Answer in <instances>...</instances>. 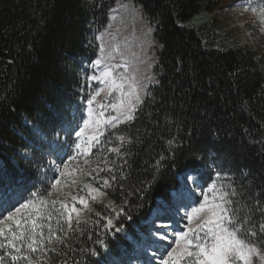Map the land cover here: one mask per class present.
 <instances>
[{
	"label": "trees",
	"instance_id": "obj_1",
	"mask_svg": "<svg viewBox=\"0 0 264 264\" xmlns=\"http://www.w3.org/2000/svg\"><path fill=\"white\" fill-rule=\"evenodd\" d=\"M116 1L0 0V181L8 189L25 196L51 191L49 199L60 201L49 187L56 174L48 161L62 162L57 156L65 154L54 150L56 134L79 120L83 100L96 90L85 68L99 54L93 30H105ZM127 1L156 24L158 83L135 119L108 129L101 151L93 148L88 157L92 168L105 160L112 168L102 173L116 177L102 188L107 195L72 223V231L55 211L59 203L50 206L45 233L50 224L67 235L65 244L55 245L60 254L48 253L49 264H129L154 210L172 197L193 162L199 171L210 166L226 175L228 185L243 193L234 198L241 214L264 223L259 211L244 207L251 198L264 204V47L256 52L227 38L211 18L223 0ZM196 15L210 20L186 26ZM120 135L131 143L121 146ZM118 146L120 155L107 151ZM108 218L123 230H110ZM3 264H11L7 256Z\"/></svg>",
	"mask_w": 264,
	"mask_h": 264
},
{
	"label": "snow or ice",
	"instance_id": "obj_2",
	"mask_svg": "<svg viewBox=\"0 0 264 264\" xmlns=\"http://www.w3.org/2000/svg\"><path fill=\"white\" fill-rule=\"evenodd\" d=\"M252 11L255 12L256 9ZM261 20L264 22V10H261ZM99 50L103 59L106 55L105 46L101 44ZM102 59L96 60L92 67H99ZM88 80L105 84L108 96H111L113 91H119L121 96L125 94L123 82H117L112 78L111 70L103 71L99 76H88ZM129 87L131 91L127 93L129 96L127 103L123 99L107 105L97 103L100 91H94L83 100L84 107L81 109L79 120H70L63 135L56 134L59 142L54 145V150L65 155L57 156L62 161L59 165L55 160L48 161L49 170L56 174L53 175L49 185L52 191L61 185L62 181L58 177L73 175L72 172H68L67 164L63 163L65 158L69 162L77 161L79 164L78 157H83V165H89L91 161L88 157L94 155L92 149L101 151L100 137L106 131L105 126L114 128L121 122L135 119L134 113L138 110V105L143 103V99L135 83L129 84ZM105 108H110L117 114L105 117L103 111ZM116 139L121 142V146L124 143H131V140L123 135L117 136ZM107 151L121 154L119 146ZM104 163L107 165L108 161L105 160ZM3 169V163H0V172ZM105 170L112 172L110 167L99 168L97 165V168H93L87 175L95 180L99 177V172ZM74 171L83 174L84 168L79 167ZM216 175L219 178L220 173ZM100 180H102L101 187L107 188L111 187L110 181H115L116 177L114 175L110 178L101 177ZM200 180H203V176L199 173V166L193 162L177 183L175 196L167 198V204L173 210V215L169 217L170 222L165 224L158 219L159 207L154 210L152 224L155 230L149 233L152 238L149 244L152 257L157 258L159 264H253L254 257L258 258L257 264L264 262V223L253 221L250 214H241L240 201L234 198L242 196L243 193L238 192L231 184L225 189L213 183L208 187L207 192H201L204 202L200 203L199 198H195L194 191V188L201 187ZM72 183H75V180ZM83 187L88 189L87 195H72V203L69 204L63 200H50L51 191L30 190L25 196L23 193L8 189L0 181V225H2L0 226V264H3L5 256L11 264H18L21 260L25 264H49V252L60 254L55 245L66 243L67 232L63 227L53 231L49 224L46 234L44 222L52 219L53 212L50 206L54 207L59 203V208L55 211L64 218L68 225L67 231H72L73 214L79 224L81 211L90 207L87 197L96 201L99 197L107 195L101 187H94L92 184H85ZM251 200L252 202L246 203L244 207L249 212L259 211L264 217V204L255 198ZM193 201L199 206L192 207ZM77 203L82 205V208H77ZM181 208L190 209L185 211L181 220L186 219L188 225L195 223V227H187V231L179 228L180 221L175 219ZM119 215L120 212L117 213V216ZM127 218L131 219L130 216ZM56 223L59 225L60 220L57 219ZM173 224L179 228L178 231ZM106 226L110 230L115 229L116 232L123 230L117 227L111 218L107 219ZM57 232H63L65 235H58ZM257 237L259 239H254ZM97 243L106 250L103 241L98 240ZM38 253L43 259L36 255ZM91 254L99 255L94 249L91 250ZM146 264H155V259L149 260Z\"/></svg>",
	"mask_w": 264,
	"mask_h": 264
},
{
	"label": "rangeland",
	"instance_id": "obj_3",
	"mask_svg": "<svg viewBox=\"0 0 264 264\" xmlns=\"http://www.w3.org/2000/svg\"><path fill=\"white\" fill-rule=\"evenodd\" d=\"M252 9H256V11L253 12ZM261 10H264V0H223L218 8L214 10L211 18L214 17L217 19V23L221 25L222 31H225V35H227L230 41L244 43L247 47L257 52L261 50V47H264V22L261 20ZM245 14L248 15L246 19L243 18ZM110 17L111 23L103 34L95 35V40L99 44V48L101 44L105 46L106 55L102 59L100 53L99 59H102V64L97 68L90 66L89 72L99 76L103 71L111 70L112 78L116 79L117 82H123V91L125 94L121 96L119 91H113L112 95L108 96L105 84L92 81L99 85L98 91H100V95L97 97V103H104L107 105L116 103L121 99L127 103L129 100L127 93L131 91L129 87L131 83L137 85L143 99L148 87L158 83L157 52L160 49V45L155 37L156 24L143 14L139 4L127 0L116 1L111 9ZM209 20L210 18L208 17H199V15H196L193 19L186 22L185 25L198 28L208 23ZM103 111L105 117L117 114L110 108H105ZM73 165V168L70 166L67 168L68 172H72L73 175L58 177L62 182L55 190V195L63 201L70 199L69 204L72 203V195H87L88 191L83 187L87 184L86 178L89 177L87 173L92 171L93 168H97V165L93 168H89L88 165H83V163ZM79 167L84 168L83 174L74 171ZM107 167L108 166L105 164L103 166L99 165V168ZM105 172L107 171L99 172V177L94 180L96 187L102 186V180H100V178L103 177L102 173ZM200 175L208 181L204 183L200 180L199 183L201 187L194 188L195 198H199L200 203L204 202L201 192H207L208 187L213 183H216L218 187L223 186L227 189L223 177L219 176V178H217V176H214L210 168L205 169V176L202 173H200ZM73 180H75V183H72ZM79 188L81 192H79ZM104 188L105 187H103V189ZM87 198L88 202L93 201L91 197ZM194 201L191 206L198 207L199 204ZM76 206L77 208H82V205L79 203H77ZM89 209L90 207L81 211L79 220L85 217ZM159 209L160 215L158 219L165 224L169 223V217L173 215V210L169 208L168 204L159 206ZM169 210H171V213ZM189 210L190 209L181 208L179 214L175 215V219L180 221L179 228H184L185 231H187V227H195V223L188 225L186 219L181 220L185 211ZM73 217L72 222L76 220L75 214H73ZM173 227L176 228L177 231L179 230L175 224H173ZM154 230L153 224L151 223L147 240L139 245L138 251L139 254L144 256V260L139 262L137 260L132 261L131 264H146V262L152 259H155V262L159 264V260L152 257V250L149 248L152 239L149 233ZM172 247H175V245H172ZM257 261L258 258L254 257L253 264H257ZM261 264H263V262H261Z\"/></svg>",
	"mask_w": 264,
	"mask_h": 264
}]
</instances>
